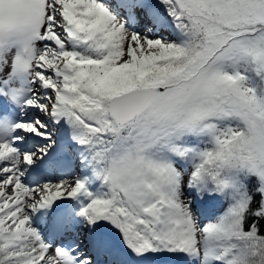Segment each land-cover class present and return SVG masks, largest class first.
Wrapping results in <instances>:
<instances>
[{
    "label": "snow or ice",
    "instance_id": "6c2138e0",
    "mask_svg": "<svg viewBox=\"0 0 264 264\" xmlns=\"http://www.w3.org/2000/svg\"><path fill=\"white\" fill-rule=\"evenodd\" d=\"M0 264H264V0H0Z\"/></svg>",
    "mask_w": 264,
    "mask_h": 264
}]
</instances>
